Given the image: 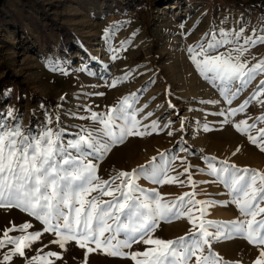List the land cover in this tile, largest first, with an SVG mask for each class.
<instances>
[{
    "label": "rangeland",
    "instance_id": "rangeland-1",
    "mask_svg": "<svg viewBox=\"0 0 264 264\" xmlns=\"http://www.w3.org/2000/svg\"><path fill=\"white\" fill-rule=\"evenodd\" d=\"M258 1L139 0L132 7L135 0H0L3 12L0 17V114L7 116L11 110L8 124L19 123L34 134L44 127L56 128L59 118L60 127L67 128L65 138L70 139L79 130V125L87 126L91 121L72 118L67 113L75 112L77 117L89 115L88 110L105 113L122 97L136 93V107L147 104L138 118L153 112L143 123L158 120L161 131L142 138H129L123 145L114 147L99 162V175L104 179L116 171H130L160 152L177 157L171 175H178L185 166L191 165L193 180L197 182L214 179L196 171L206 169L205 156L227 159L238 167L264 172V152L250 144L246 136L237 133L230 124H222L224 116L215 115L223 109L237 107L264 76L258 77L233 100L232 105H228L216 85L195 70L186 51L212 28L239 31L243 27L244 36H248L253 28L264 27V21L260 19L264 16V5L251 6ZM141 3L149 7L139 8ZM172 3L177 8H164ZM55 22L64 25L75 37L62 43ZM110 26L117 30L106 43L105 29L111 32ZM121 42H125L124 49L118 52L117 59H111L113 51L110 49H120ZM219 51L224 52L225 48ZM261 58H264V44L251 48L244 56L251 64ZM53 62L62 71H53ZM85 68L86 71L81 70ZM130 71L129 79L115 88L108 86ZM150 80L152 83H147ZM92 93L103 95H90ZM169 101L174 108L168 107ZM207 101L218 103H205ZM261 114H264V106L253 101L244 113L229 119L238 122L251 117L248 122L252 123ZM181 121L185 122L182 131ZM166 124L167 128L164 127ZM205 124L210 131L203 130ZM257 128H264V123H259ZM251 134L256 135V129ZM182 148L188 151H182ZM237 148L239 152L233 156ZM182 160L185 163H181ZM186 175L181 179L186 180ZM139 183L146 189L157 188L166 199L192 191L189 186L176 184L159 186L147 180ZM196 192L199 200L228 199L223 186L215 183H198ZM237 216L234 206H217L208 210L205 219L231 221ZM26 221L33 224L30 232L42 228L34 218L16 208H0V236L4 229ZM190 227L186 220L166 223L160 226L156 235L173 239L184 235ZM19 234L10 233L12 236ZM53 239L54 236L44 234L27 255L35 256L41 248L44 253H61L57 245L49 243ZM143 247L134 245L132 251H142ZM213 250L226 261L239 260L242 264H253L259 252L243 239L215 243ZM6 251L7 248L0 249V256ZM84 251L70 243L62 252L63 258L55 260V264H83ZM12 264H25V260L16 257ZM87 264L132 262L92 253Z\"/></svg>",
    "mask_w": 264,
    "mask_h": 264
},
{
    "label": "snow or ice",
    "instance_id": "snow-or-ice-1",
    "mask_svg": "<svg viewBox=\"0 0 264 264\" xmlns=\"http://www.w3.org/2000/svg\"><path fill=\"white\" fill-rule=\"evenodd\" d=\"M260 19L264 21V16ZM110 28L111 32L105 29L106 43L117 30L115 26ZM244 31L243 27L239 31L212 28L186 49L195 70L216 85L228 105H232L258 77L264 76V58L254 64L244 59L251 48L264 44V27L253 28L248 36H244ZM124 44L121 42L120 49H110L113 51L111 59L118 58ZM222 47L224 52L219 51ZM52 70L62 71L55 62ZM130 75L131 71L108 86L115 88ZM90 95L102 96L103 93ZM253 101L264 106V79H259L248 98L237 107L223 109L215 115L224 116L222 124H230L237 133L246 136L250 144L264 152V128H257L259 123H264V114L258 115L252 123L248 122L251 117L238 122L229 119L244 113ZM137 103V94L132 93L108 107L105 113L88 110L89 115L79 117L75 112L67 113L72 118L91 121L87 126L79 125L70 139L65 138L67 128L60 127L59 118L56 128L44 127L34 134L19 123L8 124L11 110L7 116L0 114V208H16L42 225L40 230L31 232L28 230L33 224L29 221L4 229L0 249L8 251L0 256V264H12L16 257L23 258L25 264H55V260L63 258L62 252L70 243L85 250L83 264H87L92 253L127 259L132 264H242L239 260L226 261L213 250L215 243L233 239L246 240L258 248L253 264H264V172L238 167L227 159L205 156L206 169L196 171L214 179L197 182L193 180L191 165L185 166L178 175H171L177 157L160 152L130 171H116L107 179L99 175V162L114 147L123 145L129 138H142L161 131L158 120L143 123L153 112L138 118L147 104L137 108ZM168 107L175 106L169 101ZM48 123H52L51 119ZM184 126L185 122L181 121V131ZM253 129L256 135L251 134ZM203 130L210 131V128L205 124ZM181 150L188 151L187 148ZM237 152L239 148L232 155ZM185 174L186 180H182ZM140 180L159 186H189L192 191L166 199L155 187H141ZM198 183L222 185L228 199H196ZM229 205L238 212L235 219H205L210 208ZM179 220H186L191 226L184 235L173 239L156 235L162 224ZM12 232L20 234L12 236ZM44 234L54 236L49 243L57 245L62 252L44 253L41 248L37 249V255L28 256L27 252ZM137 244L144 246L142 251H132Z\"/></svg>",
    "mask_w": 264,
    "mask_h": 264
},
{
    "label": "trees",
    "instance_id": "trees-1",
    "mask_svg": "<svg viewBox=\"0 0 264 264\" xmlns=\"http://www.w3.org/2000/svg\"><path fill=\"white\" fill-rule=\"evenodd\" d=\"M135 4L132 5V7H135L136 4L139 2V0H135ZM249 2V1H248ZM264 5V0H259L257 3L251 5L253 7H261ZM3 12L0 9V17L2 16ZM55 24V30L58 35H60L61 42L66 43L68 39H73L75 36L71 31H68L64 25H58L56 22Z\"/></svg>",
    "mask_w": 264,
    "mask_h": 264
},
{
    "label": "bare ground",
    "instance_id": "bare-ground-1",
    "mask_svg": "<svg viewBox=\"0 0 264 264\" xmlns=\"http://www.w3.org/2000/svg\"><path fill=\"white\" fill-rule=\"evenodd\" d=\"M164 8H177V5L172 3V4L165 5Z\"/></svg>",
    "mask_w": 264,
    "mask_h": 264
},
{
    "label": "built area",
    "instance_id": "built-area-1",
    "mask_svg": "<svg viewBox=\"0 0 264 264\" xmlns=\"http://www.w3.org/2000/svg\"><path fill=\"white\" fill-rule=\"evenodd\" d=\"M138 7H139V8L146 9V8L149 7V6H147L145 3H141Z\"/></svg>",
    "mask_w": 264,
    "mask_h": 264
},
{
    "label": "crops",
    "instance_id": "crops-1",
    "mask_svg": "<svg viewBox=\"0 0 264 264\" xmlns=\"http://www.w3.org/2000/svg\"><path fill=\"white\" fill-rule=\"evenodd\" d=\"M236 242V241H235Z\"/></svg>",
    "mask_w": 264,
    "mask_h": 264
}]
</instances>
